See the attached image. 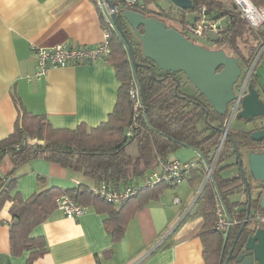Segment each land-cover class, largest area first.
Wrapping results in <instances>:
<instances>
[{
  "label": "trees",
  "instance_id": "trees-1",
  "mask_svg": "<svg viewBox=\"0 0 264 264\" xmlns=\"http://www.w3.org/2000/svg\"><path fill=\"white\" fill-rule=\"evenodd\" d=\"M112 1L121 5L124 0ZM253 2L264 6V0H253ZM203 7H205L204 12ZM128 8L162 19L168 26H173L169 24L173 21L181 25L192 22L188 20L189 12L198 14L195 21L200 20L205 14L206 18L218 22L219 26L217 33L205 36L210 35L209 38L215 46L228 47L233 56L238 57L239 62L242 61L245 67L250 64L260 48L259 36L248 25L233 1L192 0V7L186 9L170 1L162 6L157 0H140L129 5ZM121 13L117 14L124 32L120 33L116 28L111 29V50L106 57V60L115 65L121 79L118 99L108 120L95 127H88L84 123L75 128L54 127L45 114L31 113L23 108L15 131L0 140V163L5 156H8L13 166L6 174L0 172V210L7 201L11 202V250L14 253L30 251V260L42 255L46 249L45 238L32 236L31 230L53 212L56 208V199L60 195L68 194L85 207L93 205L99 210L106 211L108 216L105 225L115 242L122 237L128 219L171 185L158 183L145 186L129 201L117 206L94 193L87 183H80L78 187L71 189L48 187L24 198L20 191H15L17 186L15 171L22 163L43 157L80 172L96 182L109 181L120 187L118 184L126 182L129 178H136V184H140L157 166L160 157L167 158L182 146L199 148L205 161L200 156L197 167L200 163L206 166L212 162V151L222 139L228 114H218L196 88L193 94L184 92L183 73L163 71L154 61L146 58L143 54L142 42ZM181 32L190 38V35ZM128 42H131L133 52ZM129 51L132 55H126ZM133 81L137 83L142 103L138 109L134 108V101L128 92ZM250 81L261 95L255 70ZM259 117V120L255 118L252 120L254 125L249 130H228L212 174L197 197L204 218L198 234L205 244L207 264H223L220 257L225 237L213 229L216 218V196L222 198L230 217L239 220L238 224L232 226L236 230L246 218L248 206L241 172L238 171L232 178H225L221 175L217 164L222 160L225 147L228 154L236 157L235 144L240 151L264 150V139L255 141L251 134L252 131L261 128L264 115ZM201 120L205 123L204 130L198 128ZM131 125L135 126L131 133H128ZM32 139L35 141L31 142ZM132 145L136 148L135 154L129 150ZM235 160L237 163V158ZM245 173L247 174L246 171ZM188 178L191 183L197 180L195 176ZM235 186H243L245 196L241 202L232 201L228 197ZM260 197L261 195L252 198L250 204L252 219L259 210L264 211L259 203ZM110 251L112 250H108Z\"/></svg>",
  "mask_w": 264,
  "mask_h": 264
},
{
  "label": "crops",
  "instance_id": "crops-1",
  "mask_svg": "<svg viewBox=\"0 0 264 264\" xmlns=\"http://www.w3.org/2000/svg\"><path fill=\"white\" fill-rule=\"evenodd\" d=\"M104 31L95 0H0V140L15 131L23 108L45 114L54 127L75 128L82 123L95 127L108 120L121 86L112 62L56 66L42 78H27L36 67L33 46H92L103 40ZM175 153L179 157H169L181 161L200 157L188 146ZM4 160L0 172L6 174L12 163ZM192 169L186 176L194 178ZM15 175V191L24 198L48 187L71 189L80 183L91 187L97 183L43 157L22 163ZM127 183H136V178L118 185ZM177 186L166 188L138 209L115 242L105 225L106 211L90 205L69 218L56 207L31 230L32 236L46 241L45 252L32 260L30 251L11 250L12 214L7 201L0 210V264H207L205 244L198 234L204 218L195 199L197 184L192 183L190 191Z\"/></svg>",
  "mask_w": 264,
  "mask_h": 264
},
{
  "label": "water",
  "instance_id": "water-1",
  "mask_svg": "<svg viewBox=\"0 0 264 264\" xmlns=\"http://www.w3.org/2000/svg\"><path fill=\"white\" fill-rule=\"evenodd\" d=\"M107 1L111 7L114 6L112 0ZM168 1L180 8L189 9L192 7V0ZM121 16L142 42L143 54L146 58L154 61L163 71L183 73L195 88L205 96L218 114H227L228 105L235 98L234 85L242 71L238 57L227 54L223 48H208L198 44L174 26H168L164 20L155 16H147L141 11L125 8ZM112 17L116 29L123 33L121 19L118 14L114 13ZM128 43L132 49L131 42ZM132 52L129 51V55H132ZM262 115H264V99L261 97L259 90L250 82L248 93L242 100L237 117L251 122L254 118ZM251 134L253 140L261 141L264 139V128L256 129ZM188 147L196 151L205 161V157L199 148ZM234 149L238 169L242 174L246 194L248 195L247 215L238 231L239 234L250 219L252 195L251 184L244 170V157L236 144ZM247 160L251 175L264 181V150L249 151ZM259 203L264 208V191ZM254 221L255 223L258 222L257 220ZM229 231L230 229L224 235V247L228 240ZM252 232L246 242V248L252 250V256L244 260L242 264H253L255 260L257 261L256 264H264V227H253ZM228 260L229 256L224 264H228Z\"/></svg>",
  "mask_w": 264,
  "mask_h": 264
},
{
  "label": "built area",
  "instance_id": "built-area-1",
  "mask_svg": "<svg viewBox=\"0 0 264 264\" xmlns=\"http://www.w3.org/2000/svg\"><path fill=\"white\" fill-rule=\"evenodd\" d=\"M140 0H124L123 5L114 3L111 7L107 0H95L98 9L101 11L105 31L103 40L92 46L69 45L66 43H57L54 45H35L32 47L36 59V67L33 74H28L27 78H42L46 73L56 66H66L78 63H94L106 59L110 53V35L111 29H115L116 25L113 20L114 13H121L124 8L135 4ZM239 8L241 15L247 21L248 25L256 32L260 39V48L256 59L250 62L244 69L242 68L240 77L234 85L235 98L229 103L228 111L230 119L234 118L241 109L244 96L248 93V85L251 82V75L255 70V66L260 56L264 53V6L257 5L253 0H232ZM205 7H203L204 12ZM182 31L190 36H205L206 34L217 33L219 31L218 22L206 18L205 14L202 18L194 22H186L182 25ZM255 59V60H254ZM242 67V66H241ZM130 98L134 101V108L138 109L142 106L138 93L137 83L133 81L128 89ZM128 128L131 133L133 127ZM229 130V124L224 127L222 140L220 144L212 151V162L205 166V179L200 187L195 199L200 194L205 182L212 174L214 164L222 149L224 138ZM198 166V161H181L177 158L158 159V166L154 168L140 184L130 183L123 187H118L109 181H99L92 186L94 193L98 194L104 200L115 205H121L134 197L140 189L145 186H152L158 183H164L171 186L180 184L186 177L189 170ZM215 205V222L213 229L225 235V233L236 224L239 220L230 217L222 198L217 195ZM176 202H180L178 197ZM56 207L61 210L67 217H75L83 213L86 209L82 204L74 201L68 194H62L56 199ZM259 225H264V212H257L254 216Z\"/></svg>",
  "mask_w": 264,
  "mask_h": 264
},
{
  "label": "rangeland",
  "instance_id": "rangeland-1",
  "mask_svg": "<svg viewBox=\"0 0 264 264\" xmlns=\"http://www.w3.org/2000/svg\"><path fill=\"white\" fill-rule=\"evenodd\" d=\"M158 3L162 6H165L166 3L168 2V0H157ZM227 2H232V0H226ZM195 12H189L188 14V20L189 21H193L194 20V15ZM169 24H172L176 29H178L179 31H182V25L179 24L178 22H175L173 21L172 23L170 22ZM210 36V35H209ZM209 36H189L191 38V40H193L194 42L198 43V44H201L203 46H206L208 48H223L227 54L229 55H233L232 51L226 47V46H223V47H220V46H215L213 41L209 38ZM245 51L247 52V50L245 49ZM126 55H129L128 52H126ZM257 57V54L255 55V59ZM254 59V60H255ZM242 65V68L244 69L245 66H243L244 64H242V61L240 63ZM255 74L259 75V78H260V82L262 83L263 85V88H264V53L260 56L259 60L257 61L256 63V66H255ZM263 88H260V91H261V96L262 98H264V91L262 90ZM182 90L188 94H193L195 93V86L193 85L192 82H190L186 76L183 77V82H182ZM257 120L260 119V117H256ZM227 124H229V129L230 130H238V129H243V130H249L250 128H252L254 125L253 122H250V121H246L245 119L243 118H238L237 115L230 119V116H229V113L227 115V120L225 122V126H227ZM198 128L200 130H204L205 128V123L201 120L199 121L198 123ZM220 144V143H219ZM218 144V145H219ZM131 147L133 148H129L130 152L132 153H136V148L134 145H132ZM225 151H227V148L225 147L224 148ZM225 151H223L222 155V160L217 164V168L220 170V173L223 177L227 178H232L234 177L237 172L239 171L238 169V164L235 162V158L234 156L228 154L229 152L227 151L226 153H224ZM176 152V151H175ZM173 152L171 155H173L174 157H179L178 153H175ZM241 153L244 157V168H245V171L247 172V176H248V179H249V182L251 184V194H252V197L253 198H256L257 196H260L262 195L263 191H264V181L262 180H259V179H256L254 177H250V173H248V170H249V165H248V160H247V154L249 153V151H246V150H241ZM4 159H9L8 156H5L3 158V161H5ZM197 159V158H195ZM193 160L191 159L190 162H194V161H198V160ZM13 167V166H12ZM1 168V167H0ZM198 168V169H196ZM192 175L195 176L197 178L196 182H195V185L197 184V189H196V192L195 194L198 193L199 191V188L201 187V185L203 184L204 182V179H205V166L203 164H199V167H194L191 171ZM4 174V173H2ZM188 176H186L185 178V181L183 180L181 182V184H179V186H177L176 188L179 187V189H187L190 191V188L191 187V181L189 180V178H187ZM170 187V186H169ZM168 187V188H169ZM196 196V195H195ZM229 199L232 200V201H238V202H241L244 198V192H243V186H235L233 188V191H231V193L229 194ZM258 212H264V211H258Z\"/></svg>",
  "mask_w": 264,
  "mask_h": 264
},
{
  "label": "flooded vegetation",
  "instance_id": "flooded-vegetation-1",
  "mask_svg": "<svg viewBox=\"0 0 264 264\" xmlns=\"http://www.w3.org/2000/svg\"><path fill=\"white\" fill-rule=\"evenodd\" d=\"M251 122H253V121H251ZM260 125H261L260 129L264 128V118L261 120ZM249 176L253 177L251 175V173ZM240 227H241V225H240ZM240 227H239V229H240ZM253 227H264V225H260V226L258 225L257 226V223H255L254 219L250 218L249 221L246 223V225L244 226V228L242 229V231L239 234H238L239 229L236 230L235 227L230 228L228 240L225 244V247L223 245L224 249L222 248L223 254L221 251L220 260L221 261L223 260V264H224V262L228 256H229L228 264H242V262L244 260H246L252 256V250H249L246 248V242H247L249 235L251 233H253L252 232ZM256 263H257V261L255 260L253 262V264H256Z\"/></svg>",
  "mask_w": 264,
  "mask_h": 264
}]
</instances>
